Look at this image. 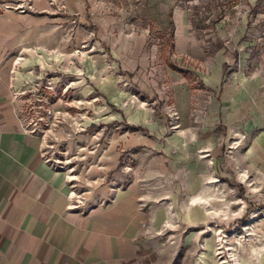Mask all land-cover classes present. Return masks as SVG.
I'll return each mask as SVG.
<instances>
[{
	"label": "crops",
	"instance_id": "obj_1",
	"mask_svg": "<svg viewBox=\"0 0 264 264\" xmlns=\"http://www.w3.org/2000/svg\"><path fill=\"white\" fill-rule=\"evenodd\" d=\"M146 3L149 22L124 18L121 26L112 22L113 15L132 7L134 0H39L27 11H0V264H181V232L193 239L196 231H206L195 222L212 217L197 208L211 160H228L232 140L238 142V162L248 161L253 170L264 164V112L244 65L227 66L233 54L222 39L225 18L215 23L219 39L206 32L191 0L190 5L180 0ZM86 9L99 15L103 29L119 32L107 34L112 36L107 49L100 46V52L85 59L92 78L110 77L103 81L110 104L97 101L105 100L102 94L91 100L101 107L104 120L145 127L156 152L134 150L138 165L133 172L144 167L147 174L166 175L153 185L145 182L147 177L124 182L127 173H120L118 183L101 184L84 202L74 198L77 189L67 171L45 160L44 140L25 126L12 91L32 83L36 70L41 77L53 72L58 78L57 72L67 69L62 63L68 58L65 45L41 46L45 53L39 54L32 41L50 43L51 35L37 36L52 28L51 20L63 23V14H84ZM211 44L217 50L207 47ZM132 78L139 79L138 93L132 90ZM172 107L177 118L169 113ZM77 200L82 203L75 206ZM180 206L187 208L181 211ZM197 246L182 247L199 254L193 264H218L212 245Z\"/></svg>",
	"mask_w": 264,
	"mask_h": 264
},
{
	"label": "rangeland",
	"instance_id": "obj_2",
	"mask_svg": "<svg viewBox=\"0 0 264 264\" xmlns=\"http://www.w3.org/2000/svg\"><path fill=\"white\" fill-rule=\"evenodd\" d=\"M34 1L39 0H0V11L10 7L27 11ZM143 1L134 0L133 6L129 9L122 8V13L117 11L113 15L116 18L112 22L120 26L124 18L139 20V24L144 21L149 22L145 16V9L149 3L142 4ZM180 1L190 3V0ZM201 1L200 8L192 5L195 11H200V22L204 21L203 26L207 27V33H215L216 37H221L216 34L218 26L215 23L225 18L223 28L226 29V35L222 36V39H226L228 52L233 54V61L228 62L227 66L244 65L245 75L257 86L258 102L261 104V111L264 112V0H242L241 13H236L235 4L229 0ZM87 5L90 8L89 1ZM63 15L66 16L62 20L63 23L59 20H51L52 28L49 26L37 36L51 35L50 43L39 40L32 43L39 45L35 47L39 54L45 53V47L41 46L65 45L62 50L68 52V58L62 63L67 66V69L64 68L62 73L57 72L58 78H55L53 72H47L45 77H41L36 70L34 81L23 88L27 91L28 103H45L47 96V101L52 102V106L56 109L52 108V112L57 113L54 117L46 119L49 125L41 132L44 136V150L52 160L62 165L67 171L72 179L71 183H74L77 189V199L84 202L90 199L101 184L112 181L118 183L120 173H127L124 182L136 177L140 181L147 177L145 182L155 185L166 174L160 175L162 171L158 172L159 174H147L144 167L138 171L132 170L138 165L133 154L134 150L152 149L156 152L145 127H141V130L139 126L128 127L127 123L104 120L98 113L101 107L97 105V101L104 105L110 104L108 97L103 93L105 86L103 81L106 84L110 77L105 76L106 79L98 80L92 78L91 73L86 70L85 59L100 52V46L107 49L106 46L111 44L112 37H107V34H114L118 30L103 29L101 22H97L99 15L94 14L91 9H86L84 14ZM35 16L43 18L45 15L35 12ZM58 16L59 14L56 15ZM240 26L242 31L238 32ZM210 28L212 32L209 31ZM59 32L63 35L59 36ZM167 33L166 38L169 39L171 33L170 31ZM207 47L213 51L217 50V46L213 44ZM25 52L26 50H23L20 55H24ZM242 59H244L243 63H241ZM71 66H78L79 72L70 70ZM39 68L41 65L37 69ZM120 81L128 82L123 79ZM138 81L139 79L132 78L131 85L134 93H138ZM86 86L89 90L84 92ZM95 93L98 97L102 94L105 100L99 97V100L93 102L91 99ZM65 101L70 105L67 104L65 107L66 104H63ZM88 103H94V108ZM74 107L78 109L74 110ZM60 110H62L61 115L58 112ZM169 113L174 118L178 117L174 107ZM133 137L137 140L135 141ZM140 138L142 140L139 141ZM228 144L229 159L224 160V156H216L211 160L212 169L209 171V177L207 182L202 180L199 191L202 197L197 199V208H201L202 213L210 214L212 217L205 222H201L202 220L195 222L196 228L206 229V231L202 233L196 231L194 240L191 237L187 239L188 232H181L179 239L181 264H193L198 261V253L193 255L182 248L192 245H198L201 249L203 246L212 245L215 249V261L218 264H264V164L253 170L249 167L248 161H241L245 168V173L242 174L239 171L241 163L238 162L239 158L234 151L238 142L231 140ZM163 160L165 162V159ZM159 163L161 164V160ZM179 177L182 181L184 175L180 174ZM151 192L158 191L151 189ZM183 193L182 190L179 195L180 201ZM186 208L180 206L181 211Z\"/></svg>",
	"mask_w": 264,
	"mask_h": 264
},
{
	"label": "built area",
	"instance_id": "obj_3",
	"mask_svg": "<svg viewBox=\"0 0 264 264\" xmlns=\"http://www.w3.org/2000/svg\"><path fill=\"white\" fill-rule=\"evenodd\" d=\"M231 1L233 4H235V8H236V13H241L242 12V6H241V1L242 0H229ZM192 4L197 5L198 8H200L202 1L201 0H193ZM49 88H53L51 86H47ZM26 90H14L12 91V96L15 99V101H17V106H18V110L21 113V117L23 118L24 124L25 126L32 132H39L41 134V132H43L45 130V128L48 127L49 123L46 120L49 117H54L55 114L57 112H52V108H54L52 106V102L47 101L48 97L46 96V100H44L45 103H28V98L26 96ZM39 101H41V99H39ZM38 103V104H37ZM66 104L65 107H67V104L70 105L69 103H63ZM55 109V108H54ZM78 108L74 107V110H77ZM56 110V109H55ZM59 115H61L62 110L58 111ZM43 140H44V136L41 135ZM43 156L45 158L46 161H49L53 166L55 167H60L63 168L62 165H58L54 160H52L49 155H47V152L45 150H43ZM69 177V181L71 186H74V183H71L72 179L70 178V175H68ZM76 180V179H75ZM75 199L78 198L77 195L74 196ZM80 203H82L81 200H77L76 203L74 204L75 206L80 205Z\"/></svg>",
	"mask_w": 264,
	"mask_h": 264
}]
</instances>
